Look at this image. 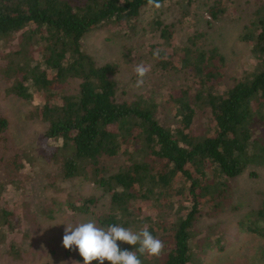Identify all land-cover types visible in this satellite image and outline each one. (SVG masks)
I'll use <instances>...</instances> for the list:
<instances>
[{
  "label": "trees",
  "instance_id": "16d2710c",
  "mask_svg": "<svg viewBox=\"0 0 264 264\" xmlns=\"http://www.w3.org/2000/svg\"><path fill=\"white\" fill-rule=\"evenodd\" d=\"M147 5L148 0H0V78L6 83L4 95L25 102L40 97L38 116L53 148L46 155L56 165L53 176L82 177L108 194L103 214L95 209L94 196L67 200L66 210L89 214L105 229L115 224L139 231L147 225L163 241L164 250L159 256L137 253L142 264H200L199 248L208 243L206 236L195 239L198 219L207 209L216 214L235 209L227 183L251 165L264 166V6L253 12L241 33L253 64L231 86L222 87V58L215 47L188 46L181 56L174 54L171 33L155 20L163 42L148 47L155 59L153 70L161 74L179 66L193 78L192 84L178 92L169 90L166 97L157 95L154 86L134 100H119L116 64L97 63L83 49L82 37L94 29L128 36ZM225 9L214 0L208 13L218 19ZM71 80H76V90L66 92L63 85ZM164 111L171 118L162 116ZM200 113L210 119L211 130L198 132ZM8 130L9 122L0 114V144L12 147ZM119 153L128 155L127 163L104 173L101 159ZM27 159L21 151L0 168V236L9 233L7 218L13 216L2 198L18 183L11 166L22 168ZM261 196L260 206L249 213L264 227V193ZM146 202L152 213L141 206ZM165 204L170 209L181 205L174 219H165ZM117 243L122 250H135ZM258 247L264 262V247ZM65 255L84 264L75 245L65 248Z\"/></svg>",
  "mask_w": 264,
  "mask_h": 264
},
{
  "label": "rangeland",
  "instance_id": "374dc122",
  "mask_svg": "<svg viewBox=\"0 0 264 264\" xmlns=\"http://www.w3.org/2000/svg\"><path fill=\"white\" fill-rule=\"evenodd\" d=\"M213 1L196 0L188 3L171 0L159 4V7L144 6L137 16L134 33L126 36L115 30L94 29L83 35V49L99 64H116L114 78L119 100H134L150 92L154 86L158 88L157 95L166 97L169 90L178 92L181 88L189 87L193 78L179 66L161 74L153 70L155 59L148 54V47L163 42L160 38L161 26L171 33L169 42L174 54L179 56L184 47H215L222 58V87L231 86L253 64L249 47L241 33L253 12L264 6V0H219L226 9L218 19H213L208 13V6ZM155 20H159L160 26L157 27ZM212 60L220 62L217 58ZM141 62L151 65V70L144 77L143 86L137 88V76L133 69ZM2 63L0 59V65ZM5 87L6 83L0 78V114L9 122L6 138L12 147L0 144V168L7 166L21 151L28 159L22 168L11 166V175L18 183L15 190H7L2 194L13 216L7 218L9 233L0 236V264H77L74 258L65 255L62 244L64 223L94 219L89 214L66 210L63 204L67 200L78 202L83 197L94 196L98 199L95 209L103 214L108 208V194L82 177L61 180L53 176L56 165L46 158L53 148L48 146L44 137L46 124L38 116L40 97L25 102L16 96L4 95ZM76 87V80L63 85L66 92H74ZM161 115L170 117L166 111L161 112ZM200 115L198 132L211 130L210 119L204 117L203 113ZM127 158L128 155L123 153L103 157L101 163L104 173L115 172L127 163ZM87 173L93 175L91 169ZM226 186L235 209L228 208L219 214L207 209L195 224V239L206 236L208 243L202 249L199 248L202 258L200 264H264L258 255V246L264 247V227L261 221H255L249 213L261 204L264 166H249ZM141 206H147L146 212L152 213L153 208L147 202ZM164 209L167 213L165 219L170 220L176 217L181 205L170 209L165 204ZM246 229L255 232L249 234ZM205 238L198 241L199 245L204 243Z\"/></svg>",
  "mask_w": 264,
  "mask_h": 264
},
{
  "label": "clouds",
  "instance_id": "9594fccd",
  "mask_svg": "<svg viewBox=\"0 0 264 264\" xmlns=\"http://www.w3.org/2000/svg\"><path fill=\"white\" fill-rule=\"evenodd\" d=\"M148 2L151 5L155 0ZM155 6L159 7V4ZM150 70L151 65H145L143 62L135 65L133 69L137 76L135 87L143 86L144 77ZM64 224L63 247L72 249L75 245L83 257L84 264H91L94 260L98 261V264H104L105 260L110 264H142L137 253L159 256L164 250L163 241L153 236L147 225L139 231H133L131 228L115 224L109 225L106 229L97 227L94 220ZM117 241L132 245L135 250H122Z\"/></svg>",
  "mask_w": 264,
  "mask_h": 264
}]
</instances>
